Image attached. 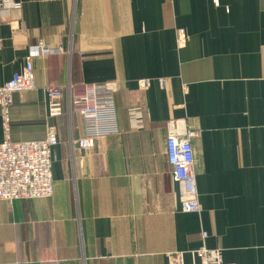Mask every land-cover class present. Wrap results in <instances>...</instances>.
I'll list each match as a JSON object with an SVG mask.
<instances>
[{
    "label": "crops",
    "instance_id": "0c3cea01",
    "mask_svg": "<svg viewBox=\"0 0 264 264\" xmlns=\"http://www.w3.org/2000/svg\"><path fill=\"white\" fill-rule=\"evenodd\" d=\"M14 1L0 6V87L30 47L63 52L32 59L36 88L13 96L11 139L54 126L60 143L52 198L0 201V264H169L179 252L189 264L202 246L264 264V0ZM69 82L113 83L115 131L91 149L70 143L85 136L79 119L48 116L45 87ZM171 120L195 133L198 214L180 209Z\"/></svg>",
    "mask_w": 264,
    "mask_h": 264
},
{
    "label": "built area",
    "instance_id": "2783aa9c",
    "mask_svg": "<svg viewBox=\"0 0 264 264\" xmlns=\"http://www.w3.org/2000/svg\"><path fill=\"white\" fill-rule=\"evenodd\" d=\"M219 5V0H213ZM4 12L20 9L21 4L14 0H0ZM184 30L177 32V45L184 46ZM63 47L53 48L40 42L29 48L28 61L24 69L0 87L1 126L4 139L0 142V201L12 204L18 200H38L53 197V150L60 143L58 129L49 126L43 140L13 142L11 139V105L17 93L29 92L36 88L32 59L51 54H60ZM165 87V81H160ZM148 81L141 82L146 89ZM113 87L109 84L93 83L63 87L46 86L48 116L66 118L71 126L74 116L85 122L86 134L76 143L80 149H91L99 138L114 132L115 108ZM134 128H142V115L139 109L130 110ZM195 133L183 120H171L167 124L166 156L172 169V178L179 191L180 209L186 214L201 212L195 181V156L192 140ZM207 234L203 233V238ZM189 264H226L220 249L202 246L191 252ZM169 264H187L183 253L170 256Z\"/></svg>",
    "mask_w": 264,
    "mask_h": 264
},
{
    "label": "rangeland",
    "instance_id": "374dc122",
    "mask_svg": "<svg viewBox=\"0 0 264 264\" xmlns=\"http://www.w3.org/2000/svg\"><path fill=\"white\" fill-rule=\"evenodd\" d=\"M1 10H2V8H1ZM11 10H14V9H11ZM3 11V10H2ZM8 11H10V10H8ZM102 84H106V83H102ZM107 84H109L110 86H112L113 85V83H107ZM113 87V86H112ZM74 117H76V116H74ZM78 117V116H77ZM76 117V118H77ZM78 119V118H77ZM65 120H66V123H67V119L65 118ZM83 124H84V127H85V134H86V124H85V122H83V121H81ZM193 131V130H192ZM166 133H167V126H166ZM59 137V136H58ZM78 141V140H77ZM74 144V143H73ZM54 178V177H53ZM173 179V178H172ZM174 182V181H173ZM52 198V197H51ZM49 199V198H48ZM8 203V202H7ZM14 203V202H13ZM12 203V204H13ZM8 204H10V203H8Z\"/></svg>",
    "mask_w": 264,
    "mask_h": 264
}]
</instances>
